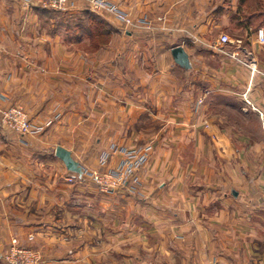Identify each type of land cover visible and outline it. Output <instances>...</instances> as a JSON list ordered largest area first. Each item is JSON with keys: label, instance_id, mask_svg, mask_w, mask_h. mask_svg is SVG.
Instances as JSON below:
<instances>
[{"label": "crops", "instance_id": "1", "mask_svg": "<svg viewBox=\"0 0 264 264\" xmlns=\"http://www.w3.org/2000/svg\"><path fill=\"white\" fill-rule=\"evenodd\" d=\"M114 1L153 29L94 12L112 31L92 45L64 27L92 23L84 3L46 20L0 0V107L45 125L21 136L0 123V264L14 237L39 264H264V0ZM146 142L136 195L70 183L56 156L97 169L112 146Z\"/></svg>", "mask_w": 264, "mask_h": 264}, {"label": "built area", "instance_id": "2", "mask_svg": "<svg viewBox=\"0 0 264 264\" xmlns=\"http://www.w3.org/2000/svg\"><path fill=\"white\" fill-rule=\"evenodd\" d=\"M26 8L39 7L51 11H64L69 5L84 3L87 8L97 14H107L114 21L119 23L124 32H130L140 28L153 29V21L146 15L135 16L131 12L122 8L114 0H12ZM162 21V18H158ZM257 43L264 47V26L260 27L256 33ZM230 38L227 34L219 37V44H227ZM1 55V47H0ZM253 71L256 68H252ZM1 99H4L2 97ZM0 123L13 132L21 136H37L42 134L45 125L33 122L28 111L21 105H9L0 107ZM115 152L122 154L120 163L114 167H108L109 160ZM149 152V145L139 148H122L112 146L108 151L103 152L99 159L97 169L82 168L80 177L68 176L67 180L73 183L81 178H88L104 195H114L122 191L123 187L130 188L129 185L139 181V176L144 169L145 161ZM40 254L31 248L23 247L19 240L14 237L10 241L9 249L3 256L4 264H39Z\"/></svg>", "mask_w": 264, "mask_h": 264}, {"label": "trees", "instance_id": "3", "mask_svg": "<svg viewBox=\"0 0 264 264\" xmlns=\"http://www.w3.org/2000/svg\"><path fill=\"white\" fill-rule=\"evenodd\" d=\"M39 8V7H38ZM40 11H45V9L39 8ZM48 11V10H46ZM86 17L92 21V23H81V24H65L64 27L68 29H72L80 34L82 37H87L91 39L92 45H99L100 43H105L110 39V36L106 38V34H110L112 31L111 26L107 24V22L96 16V14L92 11L87 12ZM88 20V21H89ZM98 21V22H97ZM80 177V174H76Z\"/></svg>", "mask_w": 264, "mask_h": 264}, {"label": "water", "instance_id": "4", "mask_svg": "<svg viewBox=\"0 0 264 264\" xmlns=\"http://www.w3.org/2000/svg\"><path fill=\"white\" fill-rule=\"evenodd\" d=\"M172 55L177 64L183 67H189V57L186 51L181 46H176L172 49ZM56 156L65 164L66 168L78 174H82V167L80 164L72 157L69 150L58 146L56 148Z\"/></svg>", "mask_w": 264, "mask_h": 264}, {"label": "rangeland", "instance_id": "5", "mask_svg": "<svg viewBox=\"0 0 264 264\" xmlns=\"http://www.w3.org/2000/svg\"><path fill=\"white\" fill-rule=\"evenodd\" d=\"M128 11V10H127ZM41 14L43 15L44 18H46V20L48 19H56V20H60L61 18H65L64 16L65 15H62L60 11H51V10H48V11H43L41 10ZM52 24L50 23V25L47 26L48 29L52 28ZM54 27V26H53ZM223 30H216L214 33L215 35H219V33H222ZM229 34V33H228ZM149 142H146V144L142 145V146H138L136 148H139V147H144L148 144ZM149 148H150V145H149ZM150 156L149 152H148V155H147V158ZM146 163V161H145ZM145 165V164H144ZM141 179V178H140ZM130 188H126V187H123L122 188V191H125L126 193L127 192H131L132 194L136 195V192H138V187H139V182H134L132 183V185H129ZM247 190V189H246ZM245 188L242 189V192H246ZM121 192V191H120ZM235 194L237 195V192H235Z\"/></svg>", "mask_w": 264, "mask_h": 264}]
</instances>
